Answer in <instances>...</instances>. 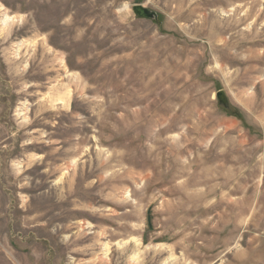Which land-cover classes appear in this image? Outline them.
Instances as JSON below:
<instances>
[{"label":"rangeland","instance_id":"1","mask_svg":"<svg viewBox=\"0 0 264 264\" xmlns=\"http://www.w3.org/2000/svg\"><path fill=\"white\" fill-rule=\"evenodd\" d=\"M0 264H264V0H0Z\"/></svg>","mask_w":264,"mask_h":264},{"label":"water","instance_id":"2","mask_svg":"<svg viewBox=\"0 0 264 264\" xmlns=\"http://www.w3.org/2000/svg\"><path fill=\"white\" fill-rule=\"evenodd\" d=\"M133 11L140 18H147V19H155L156 18V14L155 13H153L150 10H148L146 8H143L141 6H134L133 7ZM219 97L221 99H223L221 93H220Z\"/></svg>","mask_w":264,"mask_h":264},{"label":"bare ground","instance_id":"3","mask_svg":"<svg viewBox=\"0 0 264 264\" xmlns=\"http://www.w3.org/2000/svg\"><path fill=\"white\" fill-rule=\"evenodd\" d=\"M198 6H199V4H198ZM203 6H205V4H203ZM199 9H200V7H199ZM194 10V9H193ZM196 11V10H195ZM194 11H191V13H193ZM191 14H190V16H189V18H191ZM203 25H205V19H204V24Z\"/></svg>","mask_w":264,"mask_h":264}]
</instances>
